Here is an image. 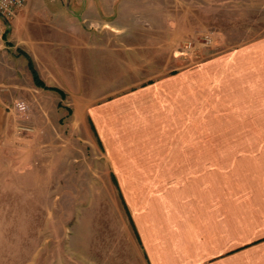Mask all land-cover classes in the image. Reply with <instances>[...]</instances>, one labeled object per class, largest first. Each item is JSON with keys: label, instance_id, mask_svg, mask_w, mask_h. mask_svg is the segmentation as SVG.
I'll return each mask as SVG.
<instances>
[{"label": "rangeland", "instance_id": "1", "mask_svg": "<svg viewBox=\"0 0 264 264\" xmlns=\"http://www.w3.org/2000/svg\"><path fill=\"white\" fill-rule=\"evenodd\" d=\"M263 36L264 0H27L0 43V264H148L91 108Z\"/></svg>", "mask_w": 264, "mask_h": 264}, {"label": "crops", "instance_id": "2", "mask_svg": "<svg viewBox=\"0 0 264 264\" xmlns=\"http://www.w3.org/2000/svg\"><path fill=\"white\" fill-rule=\"evenodd\" d=\"M90 115L148 264H264V36Z\"/></svg>", "mask_w": 264, "mask_h": 264}, {"label": "built area", "instance_id": "3", "mask_svg": "<svg viewBox=\"0 0 264 264\" xmlns=\"http://www.w3.org/2000/svg\"><path fill=\"white\" fill-rule=\"evenodd\" d=\"M27 0H0V43L5 42L12 20L23 10Z\"/></svg>", "mask_w": 264, "mask_h": 264}, {"label": "trees", "instance_id": "4", "mask_svg": "<svg viewBox=\"0 0 264 264\" xmlns=\"http://www.w3.org/2000/svg\"><path fill=\"white\" fill-rule=\"evenodd\" d=\"M30 64L32 65V63L30 62ZM35 80L38 81L39 85H42V81L38 78V76L35 74Z\"/></svg>", "mask_w": 264, "mask_h": 264}]
</instances>
